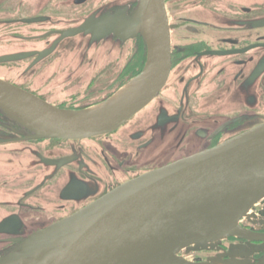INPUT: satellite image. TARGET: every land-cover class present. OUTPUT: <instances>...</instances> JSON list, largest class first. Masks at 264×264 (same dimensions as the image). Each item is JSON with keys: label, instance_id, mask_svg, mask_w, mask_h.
<instances>
[{"label": "flooded vegetation", "instance_id": "flooded-vegetation-1", "mask_svg": "<svg viewBox=\"0 0 264 264\" xmlns=\"http://www.w3.org/2000/svg\"><path fill=\"white\" fill-rule=\"evenodd\" d=\"M138 1L0 0V77L61 108L105 100L142 70L146 44L139 34L82 27L130 17ZM164 3L170 76L115 131L31 139L0 112V258L117 186L241 135L247 117H264V0ZM238 223L245 237L180 252L182 264H264V198Z\"/></svg>", "mask_w": 264, "mask_h": 264}, {"label": "water", "instance_id": "water-1", "mask_svg": "<svg viewBox=\"0 0 264 264\" xmlns=\"http://www.w3.org/2000/svg\"><path fill=\"white\" fill-rule=\"evenodd\" d=\"M100 29L139 34L147 48L144 67L105 100L76 109L50 104L0 77V112L28 138L76 140L113 132L164 88L171 72L164 0H139L130 17L89 19L82 27ZM244 128L25 237L0 264H182L180 252L210 250L228 235L245 237L238 220L264 198V117H247ZM68 189L82 194L73 180Z\"/></svg>", "mask_w": 264, "mask_h": 264}, {"label": "bare ground", "instance_id": "bare-ground-1", "mask_svg": "<svg viewBox=\"0 0 264 264\" xmlns=\"http://www.w3.org/2000/svg\"><path fill=\"white\" fill-rule=\"evenodd\" d=\"M127 88H128V86H125V88L122 89V92H124Z\"/></svg>", "mask_w": 264, "mask_h": 264}, {"label": "rangeland", "instance_id": "rangeland-1", "mask_svg": "<svg viewBox=\"0 0 264 264\" xmlns=\"http://www.w3.org/2000/svg\"><path fill=\"white\" fill-rule=\"evenodd\" d=\"M97 104V103H96Z\"/></svg>", "mask_w": 264, "mask_h": 264}]
</instances>
